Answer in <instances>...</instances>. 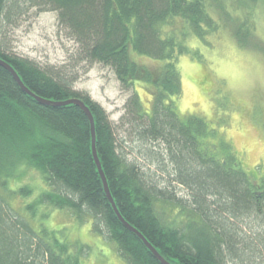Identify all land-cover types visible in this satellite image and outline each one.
Here are the masks:
<instances>
[{"label":"trees","instance_id":"16d2710c","mask_svg":"<svg viewBox=\"0 0 264 264\" xmlns=\"http://www.w3.org/2000/svg\"><path fill=\"white\" fill-rule=\"evenodd\" d=\"M260 4L264 0H0V26L31 7L56 12L79 47L78 60L114 72L121 89L131 93L122 124L136 144L154 146L158 163L169 164L162 171L175 191L129 161L126 139L119 141L117 126L99 103L74 89L78 76L68 66L41 67L3 48L0 60L49 104L26 94L0 66V186L7 189L8 179L16 182L25 170H35L49 189L42 203L82 223L92 220L93 230L114 243L127 264H161L110 204L88 117L76 105H59L80 99L93 114L97 153L116 207L168 263L264 264V179H252L228 142L222 144L225 156L218 157L208 140L215 131L204 120L182 117L176 106L182 92L179 59L195 50L188 42L217 32L221 17L233 20L235 11H241L236 38L253 35L250 18ZM137 83L147 85L151 111ZM176 186L188 196L178 197ZM30 193L19 189L20 195ZM0 264L82 263L66 245L42 238L0 195Z\"/></svg>","mask_w":264,"mask_h":264},{"label":"rangeland","instance_id":"374dc122","mask_svg":"<svg viewBox=\"0 0 264 264\" xmlns=\"http://www.w3.org/2000/svg\"><path fill=\"white\" fill-rule=\"evenodd\" d=\"M240 12L230 14L233 20L221 17L220 29L204 40L188 42L195 50L179 59L182 92L176 106L182 117L204 120L215 131L208 140L218 157L225 156L222 144L228 142L247 173L259 183L264 179V4L257 5L255 16L250 18L256 23V28L250 25L253 35L241 40L235 34ZM1 48L41 67L68 66L78 76L74 89L99 103L117 126L119 141L126 139L129 161L148 170L166 191H175V183L171 184L162 171L171 169L169 164L158 163L154 146L136 144L131 128L121 122L131 93L121 89L110 68L78 60L79 47L59 24L56 12L31 7L12 23L3 24ZM133 58L141 65H152L148 58ZM136 88L145 110L151 111L153 97L147 85L137 83ZM8 180L10 186H0V195L42 238L66 245L82 264H127L117 254L115 244L93 230L92 220L82 223L71 213L41 202L49 189L39 172L27 169L16 182ZM22 187L31 193L20 195ZM176 192L180 198L188 196L181 186H176Z\"/></svg>","mask_w":264,"mask_h":264},{"label":"water","instance_id":"95a60500","mask_svg":"<svg viewBox=\"0 0 264 264\" xmlns=\"http://www.w3.org/2000/svg\"><path fill=\"white\" fill-rule=\"evenodd\" d=\"M0 66L4 67L6 70H8L11 75L13 76L14 80L18 83V85L21 87V89L28 95L35 97L40 103L42 104H49L47 101H44L42 99H39L38 97H36L33 93H31L23 84V82L21 81L20 77L18 76V74L16 73V71L5 61L0 60ZM59 105H76L78 106L80 109H82V111L86 114V116L88 117L90 124H91V132H92V151H93V156H94V160L95 163L97 165L99 174L101 176V179L103 181V185H104V190L105 193L110 201V204L112 205L118 219L120 220V222L123 224V226L128 229L129 231H131L132 233H134L141 241H143V243L145 244V246L152 252V254L154 255V257L161 263V264H170L168 263L158 252L157 250L145 239V237L138 231L136 230L134 227H132L129 223H127L125 221V219L122 217V215L120 214L118 208L116 207V204L114 202V199L112 197V194L110 192V188L108 185V181L106 178V175L104 173V170L102 168V164L101 161L98 157V153H97V148H96V130H95V120L93 117L92 112L90 111V109L88 108V106L80 99H71L69 101L60 103Z\"/></svg>","mask_w":264,"mask_h":264}]
</instances>
